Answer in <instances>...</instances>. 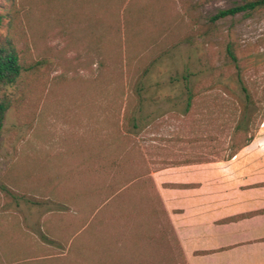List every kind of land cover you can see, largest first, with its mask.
I'll return each mask as SVG.
<instances>
[{
    "label": "rangeland",
    "instance_id": "obj_1",
    "mask_svg": "<svg viewBox=\"0 0 264 264\" xmlns=\"http://www.w3.org/2000/svg\"><path fill=\"white\" fill-rule=\"evenodd\" d=\"M244 2L0 1V41L21 65L3 89L0 222L132 209L139 184L121 183L146 179L153 156L163 166L166 140L191 160L243 145L264 125V8L218 14ZM10 232L21 235L0 227V264Z\"/></svg>",
    "mask_w": 264,
    "mask_h": 264
},
{
    "label": "crops",
    "instance_id": "obj_2",
    "mask_svg": "<svg viewBox=\"0 0 264 264\" xmlns=\"http://www.w3.org/2000/svg\"><path fill=\"white\" fill-rule=\"evenodd\" d=\"M181 143L166 140L163 166L152 155L146 179L121 183L140 186L132 209L1 221L21 232L5 238L6 264H264V125L223 157L184 159Z\"/></svg>",
    "mask_w": 264,
    "mask_h": 264
},
{
    "label": "trees",
    "instance_id": "obj_3",
    "mask_svg": "<svg viewBox=\"0 0 264 264\" xmlns=\"http://www.w3.org/2000/svg\"><path fill=\"white\" fill-rule=\"evenodd\" d=\"M2 1V0H0ZM244 4L235 9H229L225 11H220L218 17H225L227 15H232L238 11H254L261 8H264V0H244ZM1 21V18H0ZM226 53L228 58L232 61H236V57L233 54L230 47H227ZM21 74V65L19 63V58L15 47L8 41H0V134L3 127V121L5 117V113L8 109V102L5 99L3 94V89L7 86L14 84L20 77ZM262 117H264V111L262 113ZM251 117H242L241 127L238 129L247 130L249 127V123H251ZM254 135H250L245 143L247 144ZM241 145V146H243Z\"/></svg>",
    "mask_w": 264,
    "mask_h": 264
}]
</instances>
